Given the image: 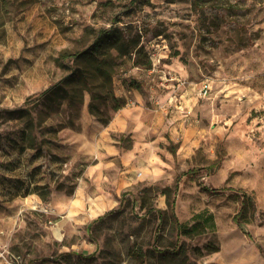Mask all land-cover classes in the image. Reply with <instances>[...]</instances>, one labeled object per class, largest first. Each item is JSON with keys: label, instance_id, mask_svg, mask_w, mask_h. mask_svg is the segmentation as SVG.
<instances>
[{"label": "rangeland", "instance_id": "rangeland-1", "mask_svg": "<svg viewBox=\"0 0 264 264\" xmlns=\"http://www.w3.org/2000/svg\"><path fill=\"white\" fill-rule=\"evenodd\" d=\"M98 40L109 77L71 55ZM122 100L164 121L176 176L80 223L59 196ZM0 264H264V0H0Z\"/></svg>", "mask_w": 264, "mask_h": 264}, {"label": "crops", "instance_id": "crops-1", "mask_svg": "<svg viewBox=\"0 0 264 264\" xmlns=\"http://www.w3.org/2000/svg\"><path fill=\"white\" fill-rule=\"evenodd\" d=\"M143 113L142 105L136 101L118 109L105 124L88 118L84 134V154L89 159L84 175L88 180H80L75 197L59 196L62 203L69 202L72 216L80 223H90L112 209L118 204L121 191L135 183L151 184L176 176L172 151L165 157L161 154L164 121L142 117ZM172 122L174 129L171 128L169 137L174 141L188 138L193 131L181 121ZM76 133L74 130V136ZM124 137L131 139L130 146L122 144ZM180 150L182 153L183 147Z\"/></svg>", "mask_w": 264, "mask_h": 264}, {"label": "trees", "instance_id": "trees-1", "mask_svg": "<svg viewBox=\"0 0 264 264\" xmlns=\"http://www.w3.org/2000/svg\"><path fill=\"white\" fill-rule=\"evenodd\" d=\"M111 35V34H110ZM103 46H104V43L100 42L99 40L95 42V46L93 48H89V49H85V50H82V51H79V52H76L74 54H71L75 60H79V59H84V60H96V63L97 65H95V68H96V71L102 75V76H106V77H109L110 76V71L104 67L102 65V62L101 61H97V55L102 52L103 50ZM57 86H59V84H55V85H52L51 87H49L47 90L49 89H53V88H56ZM47 90L45 92H47ZM40 95H37L35 98L36 100H38L37 98H40L39 97ZM125 101H121V103L119 105H116L114 107V109L116 108H120L124 105ZM90 112H91V109H90ZM101 122L103 124L107 123L108 122V118H102L100 119ZM243 196H245V194H243ZM245 200V197L244 199ZM143 204V203H142ZM141 204V205H142ZM237 215V214H236ZM235 215V216H236ZM196 218V217H195ZM177 230L184 234V235H187V234H190L191 232V229L187 227V225H185L184 223H178V226H177ZM217 249L216 248H213L211 251H216Z\"/></svg>", "mask_w": 264, "mask_h": 264}, {"label": "built area", "instance_id": "built-area-1", "mask_svg": "<svg viewBox=\"0 0 264 264\" xmlns=\"http://www.w3.org/2000/svg\"><path fill=\"white\" fill-rule=\"evenodd\" d=\"M206 91H207V90H206V85H205V86H204V90H203V92L206 93Z\"/></svg>", "mask_w": 264, "mask_h": 264}]
</instances>
